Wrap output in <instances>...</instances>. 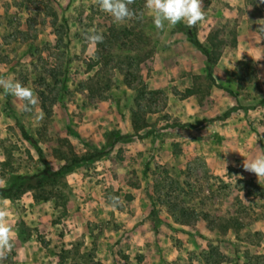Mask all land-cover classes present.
I'll return each mask as SVG.
<instances>
[{
    "label": "rangeland",
    "instance_id": "obj_1",
    "mask_svg": "<svg viewBox=\"0 0 264 264\" xmlns=\"http://www.w3.org/2000/svg\"><path fill=\"white\" fill-rule=\"evenodd\" d=\"M144 5H130L142 20L117 24L93 0H0V75L30 86L45 113L36 126L0 98V188L42 176L18 125L65 166L0 193L16 232L0 264H264V177L243 168L264 149V2L203 0L191 29L220 51L212 80ZM91 28L104 36L95 58Z\"/></svg>",
    "mask_w": 264,
    "mask_h": 264
},
{
    "label": "clouds",
    "instance_id": "obj_2",
    "mask_svg": "<svg viewBox=\"0 0 264 264\" xmlns=\"http://www.w3.org/2000/svg\"><path fill=\"white\" fill-rule=\"evenodd\" d=\"M99 9L109 14L117 24L128 21L142 20L144 13L138 12L130 7L135 0H93ZM264 2V0H262ZM144 7L149 11L152 21L158 30L174 28L178 23L183 22L186 27L192 28L206 19L203 0H145ZM260 31L264 33V25L260 26ZM85 40L90 45L89 55L95 58L96 46L103 43V33L96 28H91L85 34ZM0 98L12 95L20 101L21 112L34 113V123L40 126L45 113L37 108L40 103L38 95L30 87L20 82L14 74L0 75ZM259 137L257 136L256 141ZM255 141V142H256ZM258 148V147H257ZM4 158L0 157V163ZM245 171L254 173L258 180L264 177V149L258 151L243 161ZM7 183L0 180V187H6ZM118 202V197L112 198ZM16 232L10 223L8 206L0 202V259H5L14 248Z\"/></svg>",
    "mask_w": 264,
    "mask_h": 264
},
{
    "label": "trees",
    "instance_id": "obj_3",
    "mask_svg": "<svg viewBox=\"0 0 264 264\" xmlns=\"http://www.w3.org/2000/svg\"><path fill=\"white\" fill-rule=\"evenodd\" d=\"M176 26H177V29L184 34L186 40L192 45V47L194 49H196L201 54V56L203 57V67L205 70V74L209 80H212V68L220 56V51L215 48L216 44L214 42H212L211 40H209V46L204 45L197 38L195 31L189 27H186L185 24L182 22L178 23ZM92 65L93 64H89L88 66L91 67ZM263 102H264V100H263ZM132 121H134V118L132 119ZM178 125L192 126V124H189L188 122L182 123V124H178L177 122H172V123L168 124V126H178ZM17 127L19 129L21 137L24 140H26L28 142V144L32 147L34 153L37 156L39 163L42 165V168L39 171V174L42 176H41V178L34 179L32 183H30L29 181H26V180L32 179L35 176H33V175L18 176L13 181V183L10 187L0 188V193L4 194L6 196H10L12 190L19 185H24L25 189H28L29 187H31V185L35 186V185L42 183L43 181L57 179L63 175L64 169H65L64 165L59 166L55 169L52 168L50 163L46 159L42 149L37 144L36 140L31 135H29L23 129V127L21 125H18ZM133 127H136L134 122H133ZM112 142L110 144H112ZM99 151H100V153H104L106 150L100 149ZM33 198L38 199V196L34 194ZM187 221H189V220H184L183 223H187Z\"/></svg>",
    "mask_w": 264,
    "mask_h": 264
},
{
    "label": "crops",
    "instance_id": "obj_4",
    "mask_svg": "<svg viewBox=\"0 0 264 264\" xmlns=\"http://www.w3.org/2000/svg\"><path fill=\"white\" fill-rule=\"evenodd\" d=\"M238 44V43H237ZM239 45V44H238Z\"/></svg>",
    "mask_w": 264,
    "mask_h": 264
}]
</instances>
